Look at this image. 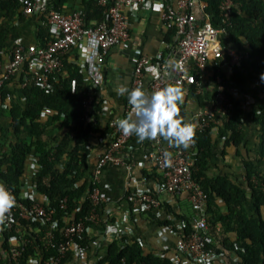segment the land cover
I'll return each instance as SVG.
<instances>
[{
  "label": "trees",
  "instance_id": "1",
  "mask_svg": "<svg viewBox=\"0 0 264 264\" xmlns=\"http://www.w3.org/2000/svg\"><path fill=\"white\" fill-rule=\"evenodd\" d=\"M68 1L51 0V6L55 10H62ZM203 1L206 4L204 12L210 15L212 25L223 26L219 10L221 0ZM232 2L230 26L224 28L230 35L234 49L248 52V59L240 63L264 72V0ZM81 8L85 27L103 21L104 9L96 0H82ZM28 21L34 22L38 29L37 47H44L50 40L44 16H22L20 0H0V62H3V55L19 38L14 22ZM163 38L164 43L169 46L166 52L176 48L178 36L175 28L167 29ZM62 62V71L52 84L51 91L45 92L35 84L28 73L27 62L16 75L18 77L9 80L0 89V185L22 202L19 195L25 180L36 181L39 193L48 199L49 207L54 211V218L59 223L58 230L66 226L64 223L78 222L91 211L98 216L97 224L111 226L114 220L105 213L106 205L100 203L94 207L87 193L92 189L89 181L91 155L95 150L99 155L107 151L113 140L112 119L115 113L101 128L99 115L103 112L104 105L98 93L93 96L89 107L84 108L82 101L90 91L85 83V73L79 66L68 62L67 57ZM218 70L216 62L208 67L206 74L209 75V80L213 81ZM197 80L201 84V92L196 93L195 86H191L189 93L195 95L202 105L205 98L203 82L201 77ZM10 83H16L11 92L7 89ZM7 97L10 98L8 102ZM230 100L233 107L227 110L226 120L221 125L211 123L202 131L195 132L189 143L195 152L192 178L206 196L203 214L205 234L209 238L206 246L226 257L229 264H264V173L254 167L255 164L264 162V105L254 116L260 127L258 145L255 157L244 162L245 184L232 181L227 176L207 175L212 150L216 145L214 131H217V138L224 141L223 155L226 153L225 148H237L243 144L240 129L242 110L232 98ZM44 109L48 113L42 117ZM127 115L123 112L120 116L125 118ZM2 119L10 121L8 127L1 125ZM92 136L101 139L98 148L91 143ZM132 140H135L134 135L130 138ZM30 162L37 165L36 172L29 170ZM156 178L159 181L160 177ZM43 179L48 180L47 185H43ZM148 191L151 196H156L153 190ZM63 199H66L64 209L60 208ZM166 206L183 224V235L192 233V220L186 215L180 217ZM150 212L152 210L147 211V214L152 215ZM161 224L174 227L171 219ZM18 225L23 229L25 238L37 241L33 231L36 224L19 221ZM10 234L12 233L3 230L0 220V264H6L4 255L8 250L7 239ZM88 235L85 232L81 239L76 240L83 251L90 240ZM125 239L127 243L117 240L110 246L103 264H122V260L124 264H173L170 256L144 255L136 239L128 236ZM36 254L33 246L28 245L22 259ZM38 256L43 258L47 254L41 252Z\"/></svg>",
  "mask_w": 264,
  "mask_h": 264
},
{
  "label": "built area",
  "instance_id": "2",
  "mask_svg": "<svg viewBox=\"0 0 264 264\" xmlns=\"http://www.w3.org/2000/svg\"><path fill=\"white\" fill-rule=\"evenodd\" d=\"M96 2L104 9V19L96 25L85 27L82 10L65 13L53 9L51 0H20L22 16H44L50 40L44 47L25 46L20 40H16L4 54V61L0 62V89L16 77L27 62L28 73L33 77L35 84L45 92L51 91L52 84L62 71V60L67 57L68 62L79 66L85 73V83L90 87V91L82 105L84 108L89 107L93 96L103 84L110 49L123 45L129 39L126 13L137 19L140 10L157 11L164 28L166 30L175 28L178 39L176 48L166 52L167 55L159 53L150 58L139 54L140 56L133 60L130 90L142 89L145 75L149 73L150 94L169 84L180 87L184 94L189 93L191 86H195L196 93H200L201 84L197 78L206 75L208 66L213 62L224 58L223 49L217 40L219 28L214 27L211 17L203 13L204 6L202 15L198 18L190 12L194 5L192 0H177L175 5L172 0H96ZM232 6V0L220 1L219 10L223 25H219L220 29H225L224 26L230 24ZM226 55L231 61L238 63L249 56L247 51L236 49L227 51ZM213 89L211 104L197 111L194 119L186 122L192 126L193 135L211 123L218 125L216 119L226 120L227 110L233 107L220 70L214 75ZM130 110L131 105L127 101L125 113L128 114ZM46 113L47 110H42L41 116ZM112 134L113 140L107 151L98 156L94 170L89 176L92 189L87 193V197L94 207L106 203L98 188V179L102 171L111 164H121L118 153L132 137L125 136L115 122ZM152 145L149 158L160 177L154 191L156 196H151L149 191L145 190L132 193L129 199L138 203L141 210L147 212L160 207V202L156 199L160 194L186 195L192 208L199 211L200 215L191 222L192 233L179 237L176 250L199 264H221L220 255L206 246L209 243L203 216L206 196L192 178L193 157L187 153L185 147L160 145L157 137L152 139ZM29 170L32 173L36 172L37 165L30 162ZM42 183L47 185L48 180L43 179ZM13 198L14 206L5 214L7 218L1 220L3 230L12 233L7 239L9 245L4 255L6 264H30L31 261H35L36 264H66L70 258L84 259V251L76 240L81 239L91 224L97 223L98 216L94 211L78 222L64 223L66 226L58 230L59 223L54 218V211L49 207L48 199L39 193L36 181L25 180L19 195L22 202L16 200L14 196ZM65 207L66 199H63L60 208ZM105 213L107 214L108 210H105ZM19 221L36 224L33 231L37 241L24 237L25 233L18 225ZM123 235L124 231L120 230L117 235L118 241H123ZM28 245H32L37 254L22 259ZM41 252L47 254V257L38 256Z\"/></svg>",
  "mask_w": 264,
  "mask_h": 264
},
{
  "label": "crops",
  "instance_id": "3",
  "mask_svg": "<svg viewBox=\"0 0 264 264\" xmlns=\"http://www.w3.org/2000/svg\"><path fill=\"white\" fill-rule=\"evenodd\" d=\"M176 1L172 0L173 5ZM192 1L194 5L190 12L198 18L202 15V7L205 8L206 4L203 0ZM81 2L82 0H69L63 6L62 11L65 13L81 11ZM203 13H205L204 9ZM126 22L129 39L123 45L110 49L107 56L104 81L97 94L105 107L99 115L101 128L104 127L109 118L111 119L113 112L115 113L112 119L114 123L121 119L120 115L126 111L127 93L117 94V89L124 87L130 90L133 60L140 55L152 58L159 53L165 54L167 51V46L163 40L166 29L157 11L140 10L137 19L126 13ZM14 27L21 43L25 46H37L38 29L34 22H14ZM217 28H219L217 40L223 49L224 58L218 59L216 62L224 78L229 97L242 110L240 129L243 133V144L237 148L231 146L225 148L226 153L223 155L224 141L217 138V131H214L213 138L216 145L212 150L207 175L209 177L227 176L232 181L245 184L244 162L255 157L258 145L257 138L260 127L255 122L254 116L259 112V108L264 105V81L260 78L264 72H260L248 64L231 61L226 55L227 51L234 49L230 35L225 29H220L219 26ZM150 79V74L146 73L144 86L142 87L149 94L148 83ZM201 79L205 96L203 104H199L195 95L184 94L183 103L179 106V116L184 122L193 120L197 111L211 104L210 99L214 93L213 81L212 79L209 80L207 74L203 75ZM15 84L10 83L7 86L8 91H13ZM169 86L174 85L169 84ZM8 99L10 98L7 97V102ZM216 122L221 125L224 119H216ZM9 123L8 119L1 120V125L5 128L8 127ZM157 139L162 146L172 147L174 145L169 144L167 140L159 136ZM91 143L98 148L101 139L92 136ZM152 147V139L138 142L135 137V140L129 141L119 151L118 157L121 164H111L102 171L98 179V188L106 199L105 210H108L107 215L114 220V223L108 227L101 226L99 223L89 226L86 233L89 234L90 240L84 250V259L70 258L66 264H103L102 261L106 257L110 246L118 240L117 235L120 230L124 231L123 242L127 243L125 239L127 236L136 239L141 245L144 255L151 254L160 257L168 255L174 262L173 264H199L176 250V243L179 237L183 235V224L170 213L166 206L168 205L180 217L186 215L191 220L195 219L200 213L192 208L186 195H158L157 200L160 202V207L152 210L150 212L152 215L141 210L138 203H134L129 199L131 194L136 191H155L158 183L156 176H159V173L149 158ZM186 151L191 157L195 154L189 145L186 147ZM98 156L99 152L97 150L91 155V172L94 170ZM254 167L257 171L264 173V162L257 163ZM163 202L167 204L164 205ZM167 219H171L174 227L161 224ZM180 227H182V230H180ZM220 258L222 264H229L226 257L220 255Z\"/></svg>",
  "mask_w": 264,
  "mask_h": 264
},
{
  "label": "clouds",
  "instance_id": "4",
  "mask_svg": "<svg viewBox=\"0 0 264 264\" xmlns=\"http://www.w3.org/2000/svg\"><path fill=\"white\" fill-rule=\"evenodd\" d=\"M264 81V73L261 74ZM127 93V101L131 110L125 118L115 123L125 135H134L138 142L161 137L169 144L188 147L193 136V128L182 122L179 116L180 105L183 103L184 92L180 87L166 86L158 91L147 93L141 88L127 90L117 89V94ZM15 200L11 193L0 185V220L7 218L6 213L14 206ZM30 264H36L31 261Z\"/></svg>",
  "mask_w": 264,
  "mask_h": 264
}]
</instances>
